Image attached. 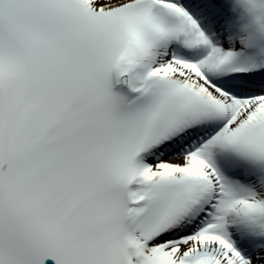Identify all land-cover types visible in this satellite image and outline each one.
I'll list each match as a JSON object with an SVG mask.
<instances>
[{
    "label": "snow or ice",
    "instance_id": "obj_1",
    "mask_svg": "<svg viewBox=\"0 0 264 264\" xmlns=\"http://www.w3.org/2000/svg\"><path fill=\"white\" fill-rule=\"evenodd\" d=\"M0 264H264V0H0Z\"/></svg>",
    "mask_w": 264,
    "mask_h": 264
}]
</instances>
